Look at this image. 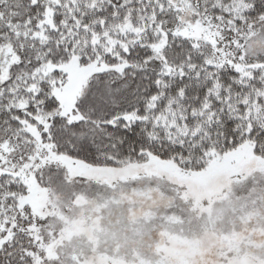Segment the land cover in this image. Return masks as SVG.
I'll list each match as a JSON object with an SVG mask.
<instances>
[{
    "label": "snow or ice",
    "instance_id": "1",
    "mask_svg": "<svg viewBox=\"0 0 264 264\" xmlns=\"http://www.w3.org/2000/svg\"><path fill=\"white\" fill-rule=\"evenodd\" d=\"M241 148L264 163V0H0V264H58L34 183Z\"/></svg>",
    "mask_w": 264,
    "mask_h": 264
},
{
    "label": "rangeland",
    "instance_id": "2",
    "mask_svg": "<svg viewBox=\"0 0 264 264\" xmlns=\"http://www.w3.org/2000/svg\"><path fill=\"white\" fill-rule=\"evenodd\" d=\"M260 167L250 148L201 169L158 156L81 164L73 174L110 186L109 196L78 193L62 203L56 188L34 184L30 198L53 205L46 243L58 264H260L264 185L244 179Z\"/></svg>",
    "mask_w": 264,
    "mask_h": 264
},
{
    "label": "trees",
    "instance_id": "3",
    "mask_svg": "<svg viewBox=\"0 0 264 264\" xmlns=\"http://www.w3.org/2000/svg\"><path fill=\"white\" fill-rule=\"evenodd\" d=\"M159 158L163 159V160H170L173 161L177 164H179L180 166H182L185 169H201L203 167H205L206 165H204L203 167H196L195 165H182L181 163L171 159V158H162L160 156H158ZM124 160H129L127 158H125ZM133 160H137V158H132L130 161ZM123 161V160H122ZM121 161V162H122ZM120 163V162H119ZM119 163H96L93 165H117ZM35 184V183H34ZM110 186H107L105 184H99L97 182L92 183V182H87L85 179H80V177H76L72 182L66 184V185H62V186H58L56 187V190L61 193L60 195L63 196V199L61 200L62 203H66L71 201V199L73 198L74 195H77L78 193H83L85 195H91V196H98V195H102V199H105V197L109 196V190L112 189L110 188ZM108 190V192L106 191ZM104 193H103V192ZM31 194V193H30ZM61 196H57V195H52V198L55 199V201H53V203H57L56 198H60Z\"/></svg>",
    "mask_w": 264,
    "mask_h": 264
}]
</instances>
